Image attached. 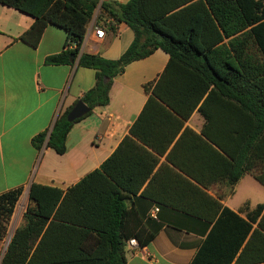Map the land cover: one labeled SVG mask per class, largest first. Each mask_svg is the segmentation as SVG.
<instances>
[{"label": "trees", "instance_id": "trees-1", "mask_svg": "<svg viewBox=\"0 0 264 264\" xmlns=\"http://www.w3.org/2000/svg\"><path fill=\"white\" fill-rule=\"evenodd\" d=\"M0 5L35 20L20 37L33 48L39 46L49 26L66 32L65 49L48 57V65H73L75 56L81 68L95 71L94 87L63 110L50 131L33 139L38 151L47 147L64 155L74 125L95 109L109 105L114 80L128 65L162 50L170 60L160 78L145 86L150 93L149 102L158 99L170 103L168 96H179L193 109L202 103L199 110L207 120L234 123L226 128V141H214L230 158L216 153L227 169V183L234 187L246 173H253L264 185V0H129L125 4L104 1L100 6L102 14L115 24L126 23L135 35L118 60L80 54L99 7L92 0H0ZM165 82L168 90L163 93L161 86ZM79 101L91 112L71 123L67 117ZM128 141L131 139L121 149ZM121 149L66 192L33 184L24 222L11 238L1 264H128V241L134 237L140 246H148L156 232L130 231L127 201L129 194L136 191L125 180ZM22 195V187L0 194L1 242L8 235ZM204 196L213 216L182 211L212 223V232L229 224L228 215L236 220L237 230L242 231L229 244L231 254L220 256L217 264H232L251 232L235 264L264 263V205L248 214L250 222L227 207L216 219L223 206ZM228 243L224 241V245ZM201 257L200 251L190 264H202Z\"/></svg>", "mask_w": 264, "mask_h": 264}, {"label": "crops", "instance_id": "crops-1", "mask_svg": "<svg viewBox=\"0 0 264 264\" xmlns=\"http://www.w3.org/2000/svg\"><path fill=\"white\" fill-rule=\"evenodd\" d=\"M100 6L80 54L118 60L133 43L134 32L126 23L115 24L102 14ZM34 21L0 5V194L23 188L9 224L10 240L24 222L33 184L66 192L100 168L129 138L120 158L125 162V180L136 191L127 201L130 231H154L156 237L148 246L126 247L127 263L190 264L201 251L202 264H217L220 256L230 255L229 244L240 231L236 220L227 215L229 224L212 232V223L187 215L182 209L213 216L207 209L204 195H208L223 206L216 219L227 207L250 222L248 214L264 205V185L253 173H246L232 187L227 183L225 164L216 156L218 152L230 160L214 141H226V128L234 123L207 120L199 110L202 103L193 109L179 96H168L170 103L158 99L150 103L145 86L160 78L170 60L168 54L157 50L128 65L114 80L109 105L95 109L74 125L64 155L47 147L38 151L33 139L50 131L61 112L94 87L95 71L81 68L78 59L73 65H48V57L65 49L67 34L49 26L39 46L33 48L20 37ZM96 27L105 30L102 39L96 37ZM167 84L161 86L163 93L168 90ZM156 209L154 219L151 214ZM10 240L0 255V264ZM224 241L229 243L224 245Z\"/></svg>", "mask_w": 264, "mask_h": 264}, {"label": "water", "instance_id": "water-1", "mask_svg": "<svg viewBox=\"0 0 264 264\" xmlns=\"http://www.w3.org/2000/svg\"><path fill=\"white\" fill-rule=\"evenodd\" d=\"M98 4L101 3V0H92ZM72 61L75 62V56H72ZM91 112V109L82 101H79L70 111L67 119L69 122H75Z\"/></svg>", "mask_w": 264, "mask_h": 264}, {"label": "built area", "instance_id": "built-area-1", "mask_svg": "<svg viewBox=\"0 0 264 264\" xmlns=\"http://www.w3.org/2000/svg\"><path fill=\"white\" fill-rule=\"evenodd\" d=\"M104 1H110V0H101V3L99 5H101ZM104 34H105V30L103 28H99V27L95 28V35L98 39H102ZM157 212H158V209H156L151 214V217L154 219H157ZM139 246L140 245H139L138 241L136 239H132V240L128 241L126 247H127V249H131V248H138Z\"/></svg>", "mask_w": 264, "mask_h": 264}, {"label": "rangeland", "instance_id": "rangeland-1", "mask_svg": "<svg viewBox=\"0 0 264 264\" xmlns=\"http://www.w3.org/2000/svg\"><path fill=\"white\" fill-rule=\"evenodd\" d=\"M9 240H10V232H9V234L7 235L6 239H5L4 241H2L3 244L0 245V255H1V253H3V251L5 250L4 248H6V246H7L8 242H9ZM2 247H3V248H2Z\"/></svg>", "mask_w": 264, "mask_h": 264}]
</instances>
